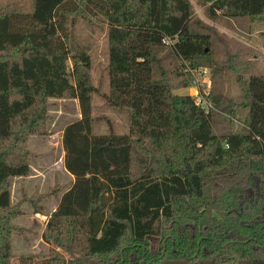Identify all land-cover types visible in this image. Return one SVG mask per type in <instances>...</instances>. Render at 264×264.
Segmentation results:
<instances>
[{"label": "trees", "instance_id": "16d2710c", "mask_svg": "<svg viewBox=\"0 0 264 264\" xmlns=\"http://www.w3.org/2000/svg\"><path fill=\"white\" fill-rule=\"evenodd\" d=\"M199 2L210 19L264 23V0ZM80 18L109 26L104 97L128 111V133L95 132L90 56L70 48ZM213 35L191 0H34L32 12L0 13V136L33 127L11 130L27 96L78 99L81 110L63 132L67 189L30 194L22 185L14 203L23 168L0 165V264H264V73L242 48L220 63ZM186 62L214 76L237 72L241 95L215 81L206 111L175 92L193 79ZM15 94L25 101L14 106ZM241 113L246 131L236 132ZM60 192L42 234L48 252L15 256L23 205L44 213V198Z\"/></svg>", "mask_w": 264, "mask_h": 264}, {"label": "rangeland", "instance_id": "374dc122", "mask_svg": "<svg viewBox=\"0 0 264 264\" xmlns=\"http://www.w3.org/2000/svg\"><path fill=\"white\" fill-rule=\"evenodd\" d=\"M196 16L206 24L214 28L215 38V57L220 62L226 59L224 52L228 55L230 52L234 53L235 50L243 49L246 53L248 61L253 62L256 69L260 73H264V23H257L255 26L248 29L247 27L239 26L238 21L233 23L225 18H218L216 20L210 19L205 13L204 7L199 0H191ZM34 7V0H0V13H28L32 12ZM72 31V39L70 42L71 50L76 52H86L91 60V78L97 90L93 93V112L95 117V132L106 134L112 130L118 134L128 133L129 128V114L126 110L111 108L104 94L109 93V40L108 31L109 26L103 19L88 20L80 18L76 20L75 25L70 26ZM222 39V42L219 40ZM72 66V61H69ZM184 70L190 73L193 77L191 83L184 87L175 89L178 94H188L194 96L195 89L205 94L208 102L211 100V93L213 90L214 82L217 85L221 84L226 93L232 96L241 95V88L237 82V72L227 71L224 75L217 74L214 76L213 69L208 66H198L191 68L188 62L185 63ZM191 70H194L195 74ZM196 78H199V86L194 83ZM23 95H12L11 100L14 106L15 101L22 99ZM30 101L28 105L24 106L22 112L16 113L12 117L11 130L12 132L20 128V124H27L34 122L38 125L39 130L45 132L50 130L52 126L63 128L66 124L79 119L81 117V110L78 99H54L48 98L41 105L40 97H25ZM40 112V113H39ZM39 113V114H38ZM244 115L241 113L238 117L233 118L232 127L236 132H245L246 127L244 124ZM33 125V126H34ZM23 126V125H22ZM21 126V127H22ZM30 130L25 135L26 138L20 137L23 147L19 148L17 145H10L11 141L16 142L14 135L0 136V165L4 166L7 161L8 155L12 153L9 160L19 166L21 171L13 176L12 184V201L15 203L21 198V186L25 185L28 192L31 194L35 190L45 192L51 187L63 186L64 189L69 187L72 179L65 173L62 166L54 165L56 170H53L50 162L44 161L41 168L42 175L38 181H30V179H22L19 176L29 175L27 163L33 160V156L29 151L28 139L34 135H30ZM34 139L30 138V142ZM54 146V144H53ZM57 146V145H56ZM55 151L56 148L54 149ZM5 153V154H4ZM9 162V163H10ZM11 162V163H12ZM10 163V164H11ZM0 172H4L0 168ZM62 193L46 197L43 200L45 206L44 213H36L34 208L29 203L23 205V212L16 218L15 223L25 229L22 231H14L12 234L13 254L15 256L27 254H46L49 250V245L43 240L42 234L44 226L50 217V214L57 208ZM159 241L158 237L153 239V244Z\"/></svg>", "mask_w": 264, "mask_h": 264}, {"label": "crops", "instance_id": "0c3cea01", "mask_svg": "<svg viewBox=\"0 0 264 264\" xmlns=\"http://www.w3.org/2000/svg\"><path fill=\"white\" fill-rule=\"evenodd\" d=\"M19 101L24 102L25 101L24 97L20 99ZM22 125H24V123H21L20 127ZM66 125L61 129L60 128L57 129L56 127L52 126L50 130H46L45 132H43L41 131V129L39 130L40 127L38 123V125L36 124L30 129L31 134L34 135L30 138L31 139L33 138L34 142L33 141L30 142V138H29L28 147H29V151L31 152L33 156V160L30 161V163H27V166H26L27 169L29 170V175L19 176L20 178L30 179V181L40 180L42 178L41 175L43 171L41 170V168L43 167L42 162L47 161V160H49L48 162H50L49 164H51V167L53 166L52 168L53 170H56V168H54L55 167L54 165H60L62 166L65 173H67L71 177V179L74 178L71 175V173L68 172V170L65 167V163H64L65 150L63 146V132H64V128L66 127ZM24 138H26V136ZM15 143L17 146H19L20 149H22L24 144H22V141L20 138L16 140ZM55 148L58 151H55L54 150ZM12 155H13L12 153L8 155V158H7L8 164H10L13 161V160L11 162L9 161ZM11 165L19 168V166H16L14 164V162H12Z\"/></svg>", "mask_w": 264, "mask_h": 264}, {"label": "built area", "instance_id": "2783aa9c", "mask_svg": "<svg viewBox=\"0 0 264 264\" xmlns=\"http://www.w3.org/2000/svg\"><path fill=\"white\" fill-rule=\"evenodd\" d=\"M165 41L167 43H170L171 42L170 38H166ZM191 71H192V73L195 74L194 70H191ZM194 83L197 84V86H199V78H196V80L194 81ZM195 92H196V94L193 96L194 99H195V103L198 106L204 108L206 111H209L213 107V105L211 104V102H208L207 101L204 93L198 91L197 89H195Z\"/></svg>", "mask_w": 264, "mask_h": 264}, {"label": "water", "instance_id": "95a60500", "mask_svg": "<svg viewBox=\"0 0 264 264\" xmlns=\"http://www.w3.org/2000/svg\"><path fill=\"white\" fill-rule=\"evenodd\" d=\"M23 50H26V46L23 47Z\"/></svg>", "mask_w": 264, "mask_h": 264}]
</instances>
